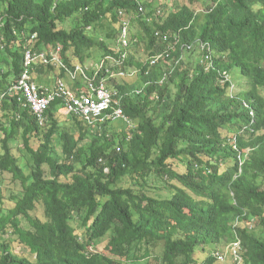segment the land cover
<instances>
[{
	"label": "trees",
	"instance_id": "16d2710c",
	"mask_svg": "<svg viewBox=\"0 0 264 264\" xmlns=\"http://www.w3.org/2000/svg\"><path fill=\"white\" fill-rule=\"evenodd\" d=\"M157 1L0 0V264H264V0ZM27 49L37 83L104 81L124 129L61 99L41 124Z\"/></svg>",
	"mask_w": 264,
	"mask_h": 264
},
{
	"label": "built area",
	"instance_id": "2783aa9c",
	"mask_svg": "<svg viewBox=\"0 0 264 264\" xmlns=\"http://www.w3.org/2000/svg\"><path fill=\"white\" fill-rule=\"evenodd\" d=\"M124 24V35L121 39V44L127 49L131 45L127 38V23ZM154 35L157 38H163L164 41H168V36H162L160 31L155 32ZM35 37L36 36H33V39H35ZM59 51L58 49V52ZM161 57L163 58L164 55L161 54ZM168 57H170V54H166V59H168ZM40 58L47 62L45 54H37L32 49H27L25 53V69L18 84L14 87V91L22 93L23 98L21 101H25V107L30 108L41 124L45 121V115L48 109L57 99L63 101V114L67 117L80 116L90 124H96V122L103 124L106 120H125L128 122L124 110L116 98L118 93L111 91L104 81H101L99 84L93 80L88 81L87 92L80 94L78 92H73L64 80L58 81L54 89H50L47 86L35 82L31 76V72L33 64ZM125 58L126 56H123V60H121L123 64ZM173 61L174 60H170V63ZM157 63V60H153L151 65L154 66ZM132 75H135V71L132 72L130 76ZM113 76L126 78L128 75L126 72L120 70L118 73H113ZM113 105H117L118 108L113 109ZM111 110L112 112H110ZM118 150L120 151V149ZM235 247H238V245H235ZM234 253L236 254V251H234Z\"/></svg>",
	"mask_w": 264,
	"mask_h": 264
},
{
	"label": "rangeland",
	"instance_id": "374dc122",
	"mask_svg": "<svg viewBox=\"0 0 264 264\" xmlns=\"http://www.w3.org/2000/svg\"><path fill=\"white\" fill-rule=\"evenodd\" d=\"M37 1H42V0H37ZM160 3H164V4H166V3H171V4H173L174 5V7H177V6H184V5H187V6H190L191 8H193V9H195V10H197L198 12H202L204 9H206L207 8V6L206 5H203L202 3L203 2H192L191 0H158L157 2H156V6H158ZM69 25L70 26H68V27H72V25L69 23ZM143 54V52L141 51V53H140V55H142ZM217 53H216V51H215V55H216ZM102 57V52L100 51H97V49L96 50H92L91 51V58H89V60H87V62H86V67H89V68H91V67H97V65H98V63H99V61L102 59L101 58ZM231 76H232V79H233V82H234V84L236 85V86H238L240 83H243V77H242V74H241V72H240V70L239 69H234L232 72H231ZM135 75H132L131 77L132 78H135L134 77ZM121 83H123L124 82V78H121V77H119V76H115ZM129 81V80H128ZM139 87V89H140V86H138ZM71 117H67V119H70ZM69 121V120H68ZM114 126H115V129H117V130H121V129H124V128H121V127H123V126H125L121 121H118V122H115L114 123ZM0 137H1V135H0ZM15 153L17 154V156H20V154L22 155H25V156H28V158H29V155H28V153H27V151H25L24 149H22L21 147H19L18 145H16L15 147ZM22 149L21 150V152H18V149ZM58 152H62V148H61V146H58ZM10 204H8L7 206H9ZM39 210V209H38ZM37 210V211H38ZM40 213H42L41 211H39V213L38 214H40ZM257 234H260V235H263V232L261 231V230H257ZM107 240L108 239H106V240H104V241H102L101 243H100V248L101 249H103L105 246H106V243H107ZM228 246H229V244H226V245H224L223 246V250L222 251H224V254L226 255L227 254V262H226V264H232V259L230 258V254H228L229 253V251H228ZM212 249V251L213 252H215L217 249H218V247L217 246H214L213 248H211ZM207 255L206 254H204V257H206ZM218 264H223V263H218Z\"/></svg>",
	"mask_w": 264,
	"mask_h": 264
},
{
	"label": "crops",
	"instance_id": "0c3cea01",
	"mask_svg": "<svg viewBox=\"0 0 264 264\" xmlns=\"http://www.w3.org/2000/svg\"><path fill=\"white\" fill-rule=\"evenodd\" d=\"M53 77H54V76L51 75V76H50V79L47 78V79L44 80V82H40V81H38V82H39L41 85H43V86H47V87L50 88V89H54V88L56 87L58 81H60V80H56V79H54ZM66 84H67V86H68L70 89L73 88V85H72V81H71V80L66 79Z\"/></svg>",
	"mask_w": 264,
	"mask_h": 264
},
{
	"label": "clouds",
	"instance_id": "9594fccd",
	"mask_svg": "<svg viewBox=\"0 0 264 264\" xmlns=\"http://www.w3.org/2000/svg\"><path fill=\"white\" fill-rule=\"evenodd\" d=\"M174 62V61H173ZM172 63V62H171ZM134 72V71H133ZM132 73V72H131Z\"/></svg>",
	"mask_w": 264,
	"mask_h": 264
}]
</instances>
